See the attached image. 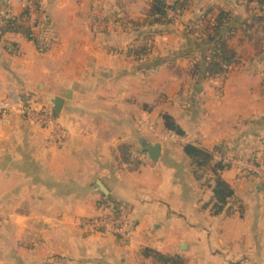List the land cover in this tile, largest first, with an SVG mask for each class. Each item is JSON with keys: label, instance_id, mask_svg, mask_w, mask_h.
I'll list each match as a JSON object with an SVG mask.
<instances>
[{"label": "crops", "instance_id": "obj_1", "mask_svg": "<svg viewBox=\"0 0 264 264\" xmlns=\"http://www.w3.org/2000/svg\"><path fill=\"white\" fill-rule=\"evenodd\" d=\"M27 1L0 0V18L21 16ZM153 1L40 0L32 19L47 51L20 34L1 38L0 110H10L0 117V264H160L145 250L183 264H264V180L218 161L264 166L257 6L186 1L181 26L209 9L213 19L219 10L233 19L229 44L238 60L229 73L211 76L176 24L133 27ZM147 31L152 50L136 57ZM31 101L51 108L64 138L20 114ZM156 144L153 162L145 148ZM135 152L147 159L133 161ZM219 180L242 213L220 208ZM107 204L125 208L127 237L84 227Z\"/></svg>", "mask_w": 264, "mask_h": 264}, {"label": "trees", "instance_id": "obj_2", "mask_svg": "<svg viewBox=\"0 0 264 264\" xmlns=\"http://www.w3.org/2000/svg\"><path fill=\"white\" fill-rule=\"evenodd\" d=\"M187 0H154L151 8L147 14V17L143 22H132L133 27L139 29L143 26H148L149 28L159 25V26H168L173 23V21L169 18L168 10L175 11L181 13ZM30 0L27 1V6L24 9V12L21 16H10L8 14L2 16L0 18V40L1 38L9 33L12 34H20L23 35L30 41H33L37 48L45 52L49 49L48 40L41 37V29L38 30V35H36L29 27L24 26L20 23L22 19L28 20L30 18L29 14V5ZM248 3L256 5L258 13L256 14V19L261 24V33L262 36H258L254 41V50L256 55L260 56L264 54V0H247ZM37 12L40 11V0H37ZM213 9H209L204 14H202L199 18L207 19L210 15H212ZM215 25L207 26L205 31L202 33L191 32V34L198 35L200 42L205 43L206 50L205 54L202 58L205 62V72L208 75H225L229 72V69L226 70L223 68V65L229 66L232 68L233 65L236 64L238 60L236 50L230 46L229 38L231 33L234 32V28L232 27V17L229 12L224 10H219L217 15L214 17ZM36 27L40 26L38 21L35 23ZM190 34V35H191ZM201 34V35H199ZM152 35L151 31H147L142 33L143 37H147ZM198 43H195V46ZM148 53L147 48L138 47L134 50V54L136 57H141ZM231 70V69H230ZM165 126L168 130L175 132L176 134L182 136V130L176 126L174 121L169 116H164ZM186 152L192 155L209 157L210 155L205 153L204 151L198 150L191 146L186 147ZM218 152L222 155H225L226 152L221 149ZM224 165L218 164L216 166V170H223ZM216 197L218 198V202L221 205V209L224 207L231 210L233 205L238 206L239 213L243 212V207L238 200L234 198V193L230 189V187L219 180L216 190ZM144 254L146 256H152L158 263L160 264H183V261L179 257H168L158 254L156 252H152L150 250H145Z\"/></svg>", "mask_w": 264, "mask_h": 264}, {"label": "built area", "instance_id": "obj_3", "mask_svg": "<svg viewBox=\"0 0 264 264\" xmlns=\"http://www.w3.org/2000/svg\"><path fill=\"white\" fill-rule=\"evenodd\" d=\"M36 2L37 0H30L28 5L30 18L28 20L22 19L20 23L29 27L37 35L40 27H36V21L32 19V16L37 13ZM223 68L226 70L230 69V67L226 65H223ZM8 110H10L8 106H3L0 110V117H4ZM18 111L22 116H26L31 121L39 124L42 128L53 129L56 137L62 139L66 136L64 131L58 129L56 118L51 108L37 106L31 101L22 103ZM132 157L133 161H145L147 159L146 154L139 152L133 153ZM218 161L230 164L234 163L241 171L258 174L260 178L264 180V166L260 165L257 160H223V158L218 155ZM232 209L237 211L238 206L233 205ZM83 225L85 228H90L96 232L111 234L123 238L127 237L131 230V223L127 218L125 208H122L119 212H115L111 204L103 206L99 216L84 222Z\"/></svg>", "mask_w": 264, "mask_h": 264}, {"label": "rangeland", "instance_id": "obj_4", "mask_svg": "<svg viewBox=\"0 0 264 264\" xmlns=\"http://www.w3.org/2000/svg\"><path fill=\"white\" fill-rule=\"evenodd\" d=\"M168 13L170 14L169 18L173 21V23L168 25V26H172V25L176 24V26L179 27V29L177 30L178 34H176V35L180 34V36H182V37L189 38V40H191L192 43H194V42L198 43L197 45H199V46L193 45V48L196 49V50L198 49L199 56L203 58V56L205 54V50H206V45H205V43L200 42V39H199L198 35L191 34V32H193V31L198 32V33L199 32L200 33L204 32L205 28L207 26L215 25L214 19L211 16H209L207 19L196 18V19H194L192 21H187L184 25L181 26V24H179L180 19H181V18H179V15L181 13H178V12H175V11H171V10H168ZM177 20H178V22H176ZM199 35H201V34H199ZM153 36L154 35L143 37L142 38V42H140L139 47L147 48V50H148L147 54H149L150 51L152 50V41L154 40ZM230 69H229V72L231 71Z\"/></svg>", "mask_w": 264, "mask_h": 264}, {"label": "water", "instance_id": "obj_5", "mask_svg": "<svg viewBox=\"0 0 264 264\" xmlns=\"http://www.w3.org/2000/svg\"><path fill=\"white\" fill-rule=\"evenodd\" d=\"M54 104L56 112H59L61 108V102L55 101ZM145 151L148 153L151 161L157 162L160 157L161 146L159 144L148 146L145 148Z\"/></svg>", "mask_w": 264, "mask_h": 264}]
</instances>
